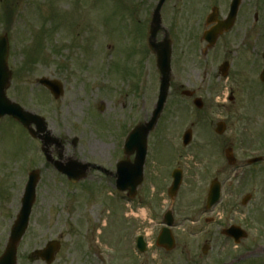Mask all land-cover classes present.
<instances>
[{
	"label": "rangeland",
	"instance_id": "rangeland-1",
	"mask_svg": "<svg viewBox=\"0 0 264 264\" xmlns=\"http://www.w3.org/2000/svg\"><path fill=\"white\" fill-rule=\"evenodd\" d=\"M157 1L0 2V34L8 33V64L13 73L7 95L45 117L52 133L63 139L67 158L93 161L113 170V163L122 158L131 128L150 118L159 74L147 46V30ZM227 1L166 0L162 8L163 30L157 39L166 34L172 41L171 85L161 121L147 139L144 182L133 206L112 198L114 191L107 183L113 184V180L98 171L84 182L93 199H86V189L66 188L61 184L64 178L44 164L35 141L24 129L9 118L0 120V253L20 207L27 172L37 168L36 200L18 248L17 264H45L27 255L50 239L60 242L51 264L264 262V161L245 166L247 158L264 156V87L257 67L264 44V0H242L245 19L236 33L241 32L245 39L239 42L238 36L231 37L232 43L220 42L211 52L216 57L211 59L210 53L204 57L200 53L204 43L198 39L205 27L203 15L216 2L225 10ZM5 13L8 25L1 20ZM124 15L131 17L130 32ZM132 46L137 48L135 54H129ZM223 52L235 66L237 58L244 56L248 71L240 74L241 70L232 67L229 80L219 78L217 65ZM42 76L63 83L60 99L51 103L42 92L36 94L40 88L36 80ZM181 85L195 91L203 101L202 109L180 95ZM218 120L227 124L222 135L214 132ZM190 127L192 141L184 147L181 137ZM229 145L237 163L245 168L241 174L226 163L223 151ZM54 149L57 154L59 148ZM176 167L183 171L175 200L177 247L165 252L152 246L139 255L134 239L137 233L146 232L152 242L156 220L170 203L167 188ZM214 177L223 185L222 196L205 212L209 182ZM246 194L251 197L243 204ZM204 217L215 221L207 224ZM232 224L248 233L238 245L220 233ZM204 243L209 245L205 255L201 253Z\"/></svg>",
	"mask_w": 264,
	"mask_h": 264
},
{
	"label": "water",
	"instance_id": "water-1",
	"mask_svg": "<svg viewBox=\"0 0 264 264\" xmlns=\"http://www.w3.org/2000/svg\"><path fill=\"white\" fill-rule=\"evenodd\" d=\"M162 0H160L154 14L152 21L150 23V30H149V44L152 48L155 49L157 55V66L160 70V91L158 95V101L156 103V107L152 113L151 119L140 126H137L129 135V138L125 144L126 153L129 154L133 150L136 151L135 162L133 164H128L127 162H122L119 175H121V179L124 183L122 185L119 183L120 189H128L130 190L131 194H134L136 186L141 182L142 178V164L144 161L145 151H146V136L149 130L153 127L156 118L159 112L162 109V106L165 102L167 90L169 86V62H170V49L168 47V43L162 44H155L154 37L159 28V15L158 10L160 8ZM160 47V48H159ZM7 55H8V41L5 35L0 36V116L4 114H10L21 121L25 126L29 127L32 122L40 121L36 116L32 115L29 112L24 111L21 109L17 104L11 103L5 97V89L9 85V78H10V71L7 67ZM264 80V75L262 76ZM46 86L50 87L53 90L54 85L48 81H42ZM57 85V84H56ZM57 87H59L57 85ZM54 88L56 91L55 95H59L60 88ZM42 121V120H41ZM40 124V123H39ZM40 124V130H43V127ZM30 131H32L30 129ZM222 130L219 129V132ZM189 133V132H188ZM187 133V134H188ZM185 135L184 142H186L189 135ZM85 167L78 168L75 170L73 167L68 169H63L68 175L72 177L73 180H77L78 178H82L85 174ZM174 181L172 186L169 189V195L172 197L174 196L179 182H180V175L178 173H173ZM37 181V175L34 172L29 181L26 184L25 192L22 198V207L18 214L17 220L15 221L8 244L6 246V250L4 254L0 257V264H16L15 254H16V247L17 244L22 237L25 227L27 224L28 215L30 213V208L34 200V187ZM126 183V184H125ZM218 186L217 184H212L209 195H208V205L214 203L218 199ZM168 224H171L170 221H167ZM229 231V230H228ZM230 232V231H229ZM58 244L54 241L49 242L43 250L35 251L34 254L40 256L41 258L45 259L46 262H51L53 259V253L57 250Z\"/></svg>",
	"mask_w": 264,
	"mask_h": 264
},
{
	"label": "flooded vegetation",
	"instance_id": "flooded-vegetation-1",
	"mask_svg": "<svg viewBox=\"0 0 264 264\" xmlns=\"http://www.w3.org/2000/svg\"><path fill=\"white\" fill-rule=\"evenodd\" d=\"M229 3H230V0L227 1V5L225 6V10L221 9L220 6H217L218 7V13L213 18L214 22L212 21V23H210L208 26H206L205 30L207 28H209V27H214V26L218 25L220 21L225 20L227 18V14H228V11H229ZM217 4H218V2H217ZM243 11L244 10H243V7H242V0H239V5H238L236 16L234 18H230V16H229V18H228L229 25H230V21H232L231 25H230V28L219 34L217 42H221L223 44L225 43V45H227L229 43H232L231 37L232 38H236L238 36V41L239 42L242 40V38L245 39V35H240L241 32L238 33V35L236 33L237 27L240 26L241 24H244V23H242L243 22L242 20L245 19V15H244ZM256 16L257 15H255V18H257ZM255 22H257V19L255 20ZM201 41L205 44V49H203V56L204 57L209 56L208 52L211 49H213V47H208V43L205 42L203 39ZM214 54L210 55L211 59H212V57H216V55H214ZM223 55L224 56H223L222 60L217 65V69H218L219 75H222V73H226L227 74L226 78H227V80H229L230 71H231L232 67L237 68V71L241 70L240 74L246 73L248 71V69H247L248 61H247V59L244 56H239L237 58L239 60L237 61V65L235 66L233 59H231L230 57L227 56L228 55L227 52H225V53L223 52ZM222 63H225V64L222 65ZM263 64H264V62H263V59H262V56H261L260 60H258L257 67H261L262 68ZM230 90H231V92H233L231 88H230ZM49 149H50L51 154L55 158H59L60 161L64 162V160H63V157H64V152L63 151H64V149L63 148L61 150H58V154H54L55 153V149H54L53 145H50ZM175 210H176L175 206L174 207L172 206L173 217L178 215L177 211H175ZM161 217H163V214H161ZM160 229H161V227H159L157 231H160ZM174 238H175V235H174ZM175 241H176V238H175ZM177 244H176L175 248L177 247ZM162 250L167 252L163 248H162ZM223 264H226V263H223ZM256 264H264V262H260V263H256Z\"/></svg>",
	"mask_w": 264,
	"mask_h": 264
}]
</instances>
